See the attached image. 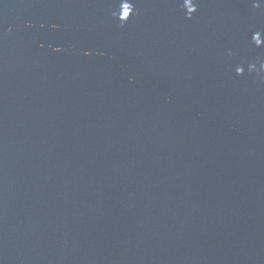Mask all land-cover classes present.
Listing matches in <instances>:
<instances>
[{"label": "water", "instance_id": "1", "mask_svg": "<svg viewBox=\"0 0 264 264\" xmlns=\"http://www.w3.org/2000/svg\"><path fill=\"white\" fill-rule=\"evenodd\" d=\"M0 264H264V0H0Z\"/></svg>", "mask_w": 264, "mask_h": 264}, {"label": "snow or ice", "instance_id": "2", "mask_svg": "<svg viewBox=\"0 0 264 264\" xmlns=\"http://www.w3.org/2000/svg\"><path fill=\"white\" fill-rule=\"evenodd\" d=\"M59 50V49H58Z\"/></svg>", "mask_w": 264, "mask_h": 264}]
</instances>
